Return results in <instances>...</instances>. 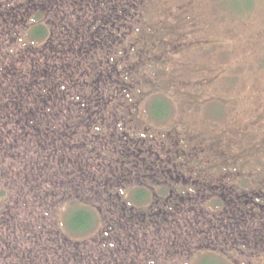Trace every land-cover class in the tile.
Returning a JSON list of instances; mask_svg holds the SVG:
<instances>
[{
    "label": "rangeland",
    "instance_id": "374dc122",
    "mask_svg": "<svg viewBox=\"0 0 264 264\" xmlns=\"http://www.w3.org/2000/svg\"><path fill=\"white\" fill-rule=\"evenodd\" d=\"M138 1V19L133 23L132 34L127 37L128 46L137 49L142 60L136 63V69L148 61L147 55L152 57L151 68L149 65L146 68L145 65L141 67L145 68L143 70H146V74L136 72L140 81L143 80L142 84H147L136 87L142 92L139 99L153 92H162L171 98L173 107L163 126L151 121L148 115L139 119V110L135 113L129 111L127 119H133L136 124L137 121L143 122L142 119L146 121L140 125L141 131H138L141 134L148 131L156 134L152 137V142L157 151L161 150L164 160L161 163V157L156 150L153 157L152 151H148V164L142 166L140 163L136 168L128 167L131 172L125 177L119 174L123 179L116 177L119 181H112L111 186H108L109 177L105 176L107 179H104L102 176L99 191L103 193L97 192L100 193L97 195L94 186L85 184L86 188L81 191L87 196L84 195L83 200H80L75 192L81 188H69V191H74L76 195L70 197L71 199L84 203L90 201L99 212V240L93 241L94 244L90 247L79 244L78 250H83L82 258L88 261L90 255L84 248L90 253L102 251L103 248L102 252H106L108 235H116L120 237L119 240H129V243L123 241L124 254L135 261L139 259L140 263L147 259L155 261V264H187L186 258H190L189 264H200L201 261V264H264V204L253 206L259 210L257 218L254 214H248L243 225L234 223L233 226L228 217L230 207L216 213L203 209L197 211V206L193 207L198 205L200 196L196 197L197 194L192 188L196 184L188 177L192 172L190 164H193L199 151L203 150L206 156L225 164L227 173L223 177L226 180L237 181L246 176L251 182L259 178L257 181L264 183V0ZM66 2L0 0V7L3 8L0 20L4 19L5 10L10 7L13 10L7 17L11 19L17 14L19 20L26 16H22L26 10L29 14L47 9L50 11H45L43 21L49 22L48 16L51 18L57 15L62 25L69 26L63 36L76 37L81 28L80 23L73 15L74 10L71 12V2L68 1L64 5ZM237 8L239 11L235 10ZM14 10L17 12L14 13ZM57 27L52 28L54 33L58 30ZM23 29L24 27L21 28L22 32ZM122 35L120 38L123 39ZM134 81L138 82L136 79ZM112 118L115 125L123 123V111L110 117ZM122 126L121 124L120 127ZM6 131L7 129L4 130ZM120 131L124 133L123 130ZM9 134L13 138L2 140L6 144L0 141V159L6 160L7 163H12L13 160L24 161L25 163H20L22 169L28 170L32 162L19 159L20 155L25 158L26 155L21 153V145L14 143L16 137L12 131ZM127 136L128 134H123L125 140ZM160 136H163L170 146L158 144ZM130 141L131 144L138 142L135 139ZM146 143L145 148L150 145V139ZM90 147L89 151L94 150L97 145L94 143ZM151 159L157 161L159 167L165 171L152 168ZM178 159L182 163L177 162ZM186 160L189 165L183 164ZM120 162L113 165V169L116 168L118 172H122ZM18 164L15 162V166ZM168 167L171 169H167ZM39 169L40 166L36 163L35 167L28 170L34 178L26 176L28 179L24 181L22 176L25 174L17 172L18 169L11 168L12 174L15 173L11 176L13 180L0 171V193H5L4 198L0 197V264L73 263L74 254L71 253L76 247L69 241L60 243L59 238L64 236L51 221V218L60 212L56 222L61 223L63 229L68 232L67 227L63 225L66 222L64 220L67 204L64 202L68 200L67 196L61 192L58 199L53 200L54 204L50 203L49 197L50 193H53L54 185L46 181V188H41L43 179L40 180ZM154 170L156 173L153 176L151 174ZM37 175L39 182L35 181ZM194 175L209 177L215 183L216 178L219 179V174L205 175L195 172ZM129 179H132L134 184H154L167 189L163 197L152 200L151 205L155 202L154 206L149 205L144 212H134L137 225L140 228L145 226L140 234L134 230L132 224L126 227L114 224V221H119V216L123 215L122 211L131 210V205L125 200L121 201L118 196V191L124 190ZM68 181L82 183L80 179ZM27 182L32 184L29 190L23 186ZM65 185H69V182ZM26 187L29 188V184H26ZM107 188L110 191H107ZM235 189L219 192L227 198L226 203L232 199L233 203L246 199V204H250L252 195H237L240 191ZM122 190L121 194H128V188ZM186 190L188 196L184 195ZM38 191L45 192V197L40 192L37 195ZM218 194L213 191V195ZM56 207L57 213L54 211ZM111 208L117 210L111 211ZM202 214L204 223L199 220ZM132 215L131 212L130 216ZM101 229L104 231L102 237V233H99ZM197 230H200V233L196 234V238L190 243L189 234ZM148 234L154 240L151 249L160 243V255H151L144 248L146 242L143 238ZM32 237L35 240H32ZM234 241L238 243H233ZM142 249L146 254L143 257L138 256ZM199 254L203 256L199 257ZM104 256H107L104 257L106 264H111L109 255Z\"/></svg>",
    "mask_w": 264,
    "mask_h": 264
},
{
    "label": "trees",
    "instance_id": "16d2710c",
    "mask_svg": "<svg viewBox=\"0 0 264 264\" xmlns=\"http://www.w3.org/2000/svg\"><path fill=\"white\" fill-rule=\"evenodd\" d=\"M66 4L64 3V5ZM104 4L109 5L99 9L104 10L105 17L103 19L107 24L105 28L110 33L105 38H98L101 25L95 20L89 24L90 34H92L88 39L85 38L87 39L86 43L82 37L79 39L78 36L71 38L63 36L65 31L69 30V26L62 25L61 19H57V15L51 16V18L48 16L49 22L43 21L47 9L29 14L26 10L22 13V16H26L21 20L17 14L11 19L7 17L12 12V7L5 10L6 15L4 19L0 20V141L11 140L13 136L9 132L12 131L16 137L14 143L21 145V153L26 155V158L20 155L19 159L31 161L29 169L35 167L36 163L40 166V180L43 179L41 188L45 187L46 181L54 185L53 193H50L49 197L50 203L54 204L53 200L58 199L61 192L67 196L68 200L64 202L67 204L65 209L67 214L64 220L66 222L63 225L67 227L68 232L63 229L61 223L56 222L60 214L58 207L54 209L58 214L54 215L51 221L64 236V238H59L60 243L69 241L76 247L72 249L71 253L74 254L72 264H106L104 257L107 256L104 254L109 255L108 259L111 264H155V261L147 259L144 263H140L139 259L135 261L132 257L126 256L123 241L129 243V240H119L120 237L116 235H108L109 244L107 248L105 247L106 252H102L103 248L102 251L90 253L88 249L84 248V251L90 255L88 261L82 258L83 250H78L79 244L90 247L94 244L93 241L99 240L97 232L100 224L99 212L90 201L84 203V201H77L70 197H76V192L81 198L80 200H83L84 195L87 196L81 191L84 187L86 188L85 184L94 186L95 193L102 192L99 191L102 176L104 179H107L105 176L109 177L110 185H107L111 186L112 181H119L116 179L121 176L125 177L128 172H131L128 167L136 168L140 163L142 166L148 164L146 158L150 150L147 148L151 147V150L157 151L152 142V137L154 138L156 134L150 133V131L141 134L140 126L132 121L133 119H127V113L129 111L135 113L139 110L141 111L138 112L140 116L148 115L151 121L163 126L168 115H171L173 107L172 100L162 92H154L150 101L145 105L142 103V108L136 106L134 100L136 89L132 85L134 83L130 82V78L127 81L125 77L120 79L119 69L114 62L118 58L115 48L119 41L117 36L119 21H123L120 19V14L121 12L135 11L136 6L129 3L128 0H110ZM235 10L239 11L238 8ZM1 11L3 8L0 7V13ZM16 12L14 10V13ZM57 23L60 28L57 27ZM22 27H24L23 32ZM55 27L58 29L55 31L57 34L53 32ZM119 31H122V27ZM90 50H94V52L92 53ZM82 54L86 56L84 57ZM94 62L96 64H93ZM122 111L124 122L120 127L121 124L115 125L114 118L110 119V117ZM142 120L146 122L144 119ZM6 129L7 131L4 132ZM120 130L128 134L126 140L123 137L124 133ZM5 134L9 135L6 137ZM132 139L138 142L131 144L130 140ZM148 139H150V145L145 148L144 144H147ZM158 140V144H167L163 136H160ZM94 143L97 147L89 151L90 145ZM157 152L162 163L164 159L161 156V150ZM195 161L190 164L193 172L191 174H195V172L205 175L219 174V179L216 178V183L209 177H200L198 180L191 179V182L196 184L192 188L195 191H201L200 196H203L199 198L198 205L192 204L193 207L197 206L204 211L215 213L223 212L230 207L228 217L233 226L234 223L243 225L248 214H254L255 217L258 215L259 210L253 206L259 207L264 204V183L257 181L259 178L253 182L248 180V177L245 178L246 176L237 181L226 180L223 177L227 173L225 164L206 156L203 150L199 151ZM0 162V171L6 173L8 177L15 174H12L11 168L18 169L17 172L20 174H25L22 176V181L28 179L26 176H31L29 169H22L23 166L20 163H25L24 161L13 160L12 163H7L6 160L0 159ZM15 162L19 164L15 166ZM118 162L121 164L122 172L116 171V168L113 169V165ZM175 165L177 166V164ZM152 168L165 171L159 167L155 160H152ZM154 171L151 174L153 176L156 173V170ZM106 173L108 174L104 175ZM180 173L183 172L180 171ZM70 175L71 177H69ZM32 178L34 177L31 176ZM11 179L13 180V177ZM77 179L82 180L83 184L68 181ZM40 180L37 175L35 181L39 182ZM66 182H69V185L66 186ZM26 184H29V188L26 187ZM26 184L23 186L27 190L31 189L32 184L30 182ZM133 184L132 179H129L127 186L124 187V190L128 188L127 195L121 194L122 189L118 191L121 201L125 200L130 204L131 210L122 211L123 215L119 216V221L115 220L114 224L118 223L117 225L121 224L125 227L132 224L134 230L140 234L145 226L140 228L137 225L134 212L138 210L144 212L151 205L152 200L163 197L167 189L154 186V184ZM166 184L169 183L166 181ZM70 187L81 189L74 192L69 191ZM233 188L240 191L237 195H252L250 204H246L248 201L246 199L240 203L236 201L233 203V199L226 203L227 198L220 194L224 192V189L230 192ZM160 190L161 192H159ZM107 191H110L109 188ZM213 191L219 194L213 195ZM39 192L37 195L41 193L45 197V192ZM99 194L97 193V195ZM0 197H5L4 191L0 193ZM82 197L84 198L82 199ZM196 197L198 196L196 195ZM92 202L97 203V201ZM124 204L126 206L125 202ZM45 207L48 208L47 205ZM111 209V211L117 210L116 208ZM131 212L132 216H130ZM199 220L205 222L203 214ZM99 233H102L100 234L102 237L104 231L101 229ZM199 233L200 230H197L195 233L189 234L190 243ZM32 238L35 240L34 237ZM143 240L146 242L144 248L147 249V253L160 255V243L154 249L150 247L154 243L151 235L148 234ZM233 243H238V241ZM143 250L139 251L138 256L146 255L142 252ZM82 261L87 262L82 263Z\"/></svg>",
    "mask_w": 264,
    "mask_h": 264
},
{
    "label": "flooded vegetation",
    "instance_id": "af4514ba",
    "mask_svg": "<svg viewBox=\"0 0 264 264\" xmlns=\"http://www.w3.org/2000/svg\"><path fill=\"white\" fill-rule=\"evenodd\" d=\"M66 1H67L66 3H68V1L71 2V12L74 10L73 15H75L76 21L80 23V27H81V28H79V31L77 30L78 31V38L79 37L84 38V43L87 42V39L92 34V33L90 34L89 24L92 23L93 21L95 22V20H97L99 25H101V29H100L101 31H99V33H98L99 34L98 38H102V37L105 38L110 33V31L108 33L106 31V28H105V25H107V24L103 19L105 17L104 10L99 9L100 7H103V8L107 7L109 4H104V3L109 2L110 0H66ZM128 2L134 4V6H136V10L132 11V12L126 11V13L121 12V14H120V16H121L120 19L123 21H119V28H118V35H117L119 38V41H118L119 43L117 42L118 45L115 48V54L117 53L118 58L117 59L115 58L116 60L114 62H116V65L119 69L118 75H121L120 79H123V77H125L126 81H127V79L130 78V82L134 83L132 85L134 86V89H136V87L139 85H146L147 86L146 83L142 84L143 80L140 81L139 77L136 75V72L137 73L140 72L141 75L146 74V70H143V69H145L147 65H149V67L151 68L152 57L150 55H147L148 61L146 60L143 64V65H145V68L141 69V67L143 65H140V67L138 66L136 69V63L142 62V60L140 59L139 52L137 51V49H134L133 47L128 46L129 42L127 40V37H129V35L132 34L133 23L138 19V9H139V3L138 2L139 1L138 0H128ZM120 27H122V31H119ZM121 35L123 36V39H122V37L120 38ZM93 36L96 38L95 35H93ZM85 38H87V39H85ZM96 48H98V47H96ZM96 48H95V50H96ZM91 49H94V48H91ZM90 51L92 53L94 52V50H90ZM98 51H99V49L97 50V52ZM83 56L85 57L86 55H83ZM93 64H96V63L94 62ZM135 79L138 80V82L134 81ZM153 93L147 95L146 97L144 96L145 98L143 97L142 99H139L142 97V92H140V90L138 91L136 89V94L134 96L135 104L137 103V105L139 107H141L142 106L141 102L143 101L142 103L145 104L148 101H150L151 97L153 96ZM167 97H169V96H167ZM169 99H171V98L169 97ZM143 116H145V115H143ZM137 117L139 119L143 118L142 116L139 115V113H137ZM168 117H169V115H168ZM141 121H143V120H141ZM165 122H166V120H165ZM142 123L143 122L137 121V125H139V126ZM164 123H163V125H164ZM168 145L170 146V144H167V146ZM149 150L152 151V155H153L154 150L153 149L151 150L150 148H149ZM184 151L187 152V150H185V149H184ZM176 161L181 162L180 159H178ZM195 162L196 161L194 160L193 163H195ZM183 164L189 165V161L186 160L183 162ZM181 166H184V165H181ZM185 166H187V165H185ZM184 177H186V176H184ZM188 177H190V179H192V180L200 179V177L195 176L194 174H190ZM195 192H196L197 196H200L202 193L201 191L198 192V190H196ZM184 195H188V191L184 192ZM118 196H119V194H118ZM200 197H203V196H200ZM120 199H121V195H120ZM196 210L199 211V210H201V208L197 207ZM214 252L216 253V251H214ZM200 256L202 257L203 255L199 254V257ZM241 258H243V257H241ZM199 260H200V258H199ZM235 261H237V260H235ZM201 262H200V264H201ZM186 263L187 264L190 263V258H186ZM152 264H154V263H152ZM245 264H249V263H245Z\"/></svg>",
    "mask_w": 264,
    "mask_h": 264
}]
</instances>
